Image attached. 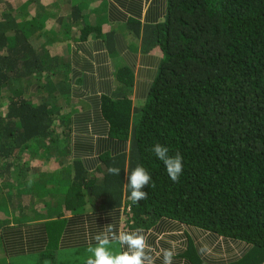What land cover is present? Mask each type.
Wrapping results in <instances>:
<instances>
[{"label": "trees", "instance_id": "obj_1", "mask_svg": "<svg viewBox=\"0 0 264 264\" xmlns=\"http://www.w3.org/2000/svg\"><path fill=\"white\" fill-rule=\"evenodd\" d=\"M28 1L21 8L20 0H0V232L6 217L31 204V186L46 181L37 179L33 161L48 156L62 165L61 152L73 150L77 106L63 49L54 44L60 38L68 45L75 32H54L42 3ZM167 1L166 18L144 36L161 61L139 113H132L128 71L119 72L114 95L101 101L106 135L124 147L115 157L109 147L101 156L102 178L89 180L83 162H69L75 180L65 203L73 210L85 199L104 201L110 211L124 208L125 226L135 230L177 221L250 245L236 264H264V0ZM80 18L74 14L72 25ZM155 143L183 157L178 181L155 157ZM138 165L152 179L141 189L147 198L134 203L127 176ZM60 232L61 223L53 224V236ZM51 246L37 264L56 263ZM24 260L0 244V264Z\"/></svg>", "mask_w": 264, "mask_h": 264}, {"label": "crops", "instance_id": "obj_2", "mask_svg": "<svg viewBox=\"0 0 264 264\" xmlns=\"http://www.w3.org/2000/svg\"><path fill=\"white\" fill-rule=\"evenodd\" d=\"M20 3L21 8H26L29 1L20 0ZM38 3H42L45 9L46 21L53 22L54 32H75L68 45L60 38L57 45L54 44L55 48L63 49L61 62L69 67L67 80L71 98L75 99L73 103L77 106L71 113L74 115L70 140L73 150L61 152L62 165L56 163V158L48 161V156L33 161L37 179L44 177L46 181L37 187L31 186L35 197L30 205L23 204L25 209L21 214L5 218L7 223L0 232V244L12 257L22 256L28 262L47 253L54 245L55 264H86L92 257L91 249L97 246L94 237L98 233L109 227L115 233L135 229L125 226L124 208L110 211L105 208L104 201L86 202L85 199L79 208L73 210L70 206L75 207V204L65 203L64 194L75 180L69 162L75 159L83 162L89 180L94 176L102 178L101 156L109 147L110 156L115 157L117 149L124 147V142L107 137L101 101L114 95L119 72L128 71L135 82L130 96L134 102L132 113H139L140 105L147 97L148 85L157 78L161 61L158 48H152V43L145 47L144 36L147 28L164 21L168 1L36 0L33 7ZM76 13L81 18L72 25ZM83 31L89 33L86 38H82ZM65 177L70 181L66 182ZM86 192L83 191L84 196ZM25 198L23 196V200ZM60 223L62 232L53 236V224ZM144 231L153 253L176 244L174 264H236L252 250L245 242L169 219H163ZM108 249L114 253L123 250L118 241H110ZM155 264H162V257L156 259Z\"/></svg>", "mask_w": 264, "mask_h": 264}, {"label": "clouds", "instance_id": "obj_3", "mask_svg": "<svg viewBox=\"0 0 264 264\" xmlns=\"http://www.w3.org/2000/svg\"><path fill=\"white\" fill-rule=\"evenodd\" d=\"M151 150L163 163L169 178L173 182L178 181L184 169L183 157L180 154L170 155L169 148L160 143L153 144ZM109 172L119 175L120 170L110 168ZM151 179L150 173L142 165L135 167L127 176V186L131 190L130 199L134 203L147 198V193L141 189L146 185L151 186ZM94 239L97 246L91 249L92 257L87 259L86 264H155V260L161 257L162 264H174V258L177 256L175 243H172L169 248H161L153 253L151 246L147 244V235L143 228L115 233L109 227L98 233ZM110 241H118L123 250L115 253L110 251L108 249Z\"/></svg>", "mask_w": 264, "mask_h": 264}, {"label": "rangeland", "instance_id": "obj_4", "mask_svg": "<svg viewBox=\"0 0 264 264\" xmlns=\"http://www.w3.org/2000/svg\"><path fill=\"white\" fill-rule=\"evenodd\" d=\"M5 108L3 107H0V112H3V110H4ZM4 204V203H3ZM25 204H27V203H25ZM26 259V258H25ZM75 260H77L78 261V259L76 258ZM74 260V261H75ZM39 262V257H37V258H35V260L34 259H31L29 262L28 261H25L24 260V263L25 264H37ZM21 263V261L20 262H18V261H14V262H12L11 264H20ZM78 262H74V264H77Z\"/></svg>", "mask_w": 264, "mask_h": 264}]
</instances>
